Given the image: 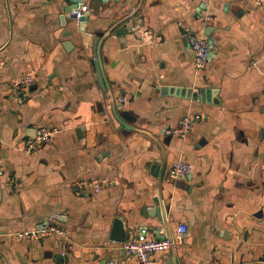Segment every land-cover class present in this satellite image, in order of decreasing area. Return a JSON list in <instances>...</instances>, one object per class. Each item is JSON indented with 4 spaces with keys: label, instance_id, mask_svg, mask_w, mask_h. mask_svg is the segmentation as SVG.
I'll use <instances>...</instances> for the list:
<instances>
[{
    "label": "crops",
    "instance_id": "crops-1",
    "mask_svg": "<svg viewBox=\"0 0 264 264\" xmlns=\"http://www.w3.org/2000/svg\"><path fill=\"white\" fill-rule=\"evenodd\" d=\"M84 2L81 23L66 0H0V264H138L124 243L142 231L176 239L181 223L186 237L157 264H264V10L252 0ZM185 28L210 42L200 72ZM24 76L34 85L15 100L9 86ZM186 115L201 116L188 137L166 135ZM46 126L60 133L25 154ZM179 159L193 172L172 180ZM91 180L106 182L75 186ZM156 198L165 219L149 213ZM117 218L125 242L112 239ZM48 223L69 239L16 237Z\"/></svg>",
    "mask_w": 264,
    "mask_h": 264
},
{
    "label": "built area",
    "instance_id": "built-area-1",
    "mask_svg": "<svg viewBox=\"0 0 264 264\" xmlns=\"http://www.w3.org/2000/svg\"><path fill=\"white\" fill-rule=\"evenodd\" d=\"M257 6L264 10V0H252ZM88 6L83 2L78 8L73 9L70 14L71 17H75V20L79 21L82 17L88 13ZM210 17L203 18V24L210 21ZM134 32L142 42H149L153 39V33L144 29L140 26L134 27ZM186 39L190 51L194 55V65L196 71L200 72L204 70L210 59H211V45L209 40L202 34L192 32L190 29L185 28ZM34 85V78L32 76H24L11 82L9 86L10 95L13 99H21V95L28 92ZM126 101L125 97H119L118 103L123 104ZM201 120L200 115H186L183 116L177 127L166 130V135L175 136L182 140L186 139L191 133L195 124ZM60 133V129L54 126H46L37 129L35 138L29 139L22 148L25 154H31L37 148L51 144L57 134ZM264 169V163H263ZM193 172V165L188 161L179 159L175 161L170 169L169 176L172 180L186 178ZM5 175V167L0 156V188L2 187V178ZM106 181L91 180L81 181L76 183L75 186L78 188L85 186H92L96 192H99L101 183ZM56 218V217H55ZM188 233V226L186 223H181L177 228V238H170L166 233L162 234L161 238H148L145 231L138 236L137 239L127 241L123 245V249L130 258H135L138 264H157L156 255L161 253L170 252L175 243L178 240H182ZM17 239L30 240V241H41L44 239L55 238L62 241L69 239V230L56 223H48L43 225L41 228L33 229L30 231H24L16 235Z\"/></svg>",
    "mask_w": 264,
    "mask_h": 264
},
{
    "label": "water",
    "instance_id": "water-1",
    "mask_svg": "<svg viewBox=\"0 0 264 264\" xmlns=\"http://www.w3.org/2000/svg\"><path fill=\"white\" fill-rule=\"evenodd\" d=\"M72 1H75V4H76L75 7H73L74 4ZM84 1L85 0H66V3L68 5H71V8L68 10V12L70 13L74 8H78L79 7L78 4H82ZM71 18L75 19V17H73V16ZM86 18H87V16L85 15L84 17L81 18L80 22L83 23L86 20ZM206 36L209 37L210 35H208L206 33ZM100 41L101 40L96 42V44L98 45L100 43ZM67 46L70 47V44H68ZM96 57L98 59V64L101 66L102 61H101L100 55L98 53V46L96 47ZM122 124L125 125L126 123L122 121ZM154 204H155V209H153L154 211H149V213L155 214L158 217H163L165 219L166 218L165 209H164V206L161 204L159 198L154 199ZM170 238H172V237H170ZM112 239L119 241V242H125L128 239V235H127V232L125 230L124 222L119 218H117L114 222L113 230H112ZM174 249H175V247H173L171 251H174Z\"/></svg>",
    "mask_w": 264,
    "mask_h": 264
}]
</instances>
